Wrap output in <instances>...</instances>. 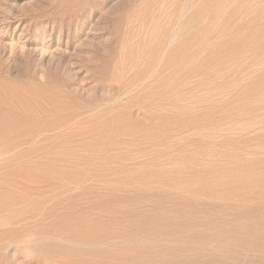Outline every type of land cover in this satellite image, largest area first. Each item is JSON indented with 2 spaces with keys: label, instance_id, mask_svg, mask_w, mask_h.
<instances>
[{
  "label": "rangeland",
  "instance_id": "rangeland-1",
  "mask_svg": "<svg viewBox=\"0 0 264 264\" xmlns=\"http://www.w3.org/2000/svg\"><path fill=\"white\" fill-rule=\"evenodd\" d=\"M0 97V264H264V0H0Z\"/></svg>",
  "mask_w": 264,
  "mask_h": 264
},
{
  "label": "bare ground",
  "instance_id": "bare-ground-1",
  "mask_svg": "<svg viewBox=\"0 0 264 264\" xmlns=\"http://www.w3.org/2000/svg\"><path fill=\"white\" fill-rule=\"evenodd\" d=\"M81 3V2H80ZM124 61V60H123ZM45 70V69H44ZM46 71V70H45ZM44 76V75H43ZM44 77H46V75L44 76ZM46 79H48V78H46ZM46 79L44 78V80L42 81V83L41 84H47V82H46ZM39 82H41V81H39ZM10 88V87H9ZM14 89V88H13ZM16 91V90H15ZM5 93V92H4ZM4 93H2V94H4ZM43 96H45V97H49V95H48V92H47V88L45 87V88H42V91L40 92ZM11 94V93H10ZM10 94H9V97H10ZM19 94H20V92H19ZM27 95H29L28 94V92L26 93ZM32 94V93H31ZM8 96V95H7ZM19 96H21V94L19 95ZM11 97H13V99L11 100V99H8V101L10 102V104L12 105L13 103L15 104V103H17L18 104V108H20L21 109V107H22V109H23V111H24V116H25V118H26V121L28 122L24 127H22L21 129L20 128H17L14 124L16 123V119H15V117H10L11 118V120H10V122H9V126H10V129L12 130L11 131V135H10V142L7 144H5V146L8 148V151H14L21 143H29V144H31L32 146H30L29 144V148H27V150L26 151H24V153H21V151L19 150V151H17V154H19V153H21V157L23 158L24 156H29V155H33V154H36V152H39V151H42V154L43 153H45L46 154V152H47V147H46V144H45V142H46V136L45 135H47V134H45V133H47L46 132V130H47V125H46V123H45V114H46V106H43V108H41L42 106H40L39 105V107L37 106V105H35V106H33L32 104H31V106H29V104H27V102L29 103V101H27L26 102V104H25V101H22V96L21 97H18V95H12ZM23 97H26V96H24L23 95ZM29 97H31L30 95H29ZM35 97H37V96H35ZM34 97V98H35ZM1 98V97H0ZM5 98H6V96H5ZM22 98V99H21ZM28 98V97H27ZM26 98V99H27ZM58 98V97H57ZM2 99V98H1ZM1 99H0V101H1ZM29 99V98H28ZM27 99V100H28ZM32 99V98H31ZM38 99H40V98H38ZM4 100H2V102H3ZM32 101H34V104H35V100H33L32 99ZM44 101V100H43ZM5 102V101H4ZM37 102V101H36ZM1 104H5V103H1ZM19 104H20V107H19ZM40 104V103H39ZM44 104H45V101H44ZM4 106V105H3ZM5 106H7V105H5ZM33 106V107H32ZM17 108V109H18ZM2 109V108H1ZM4 109V108H3ZM8 111H9V116H13L14 114H15V110H13V107L12 108H8ZM49 111V110H48ZM20 112V111H19ZM50 112V111H49ZM48 113V112H47ZM4 118H5V116H4ZM14 118V119H13ZM40 119H44V122H41L40 121ZM18 121V120H17ZM23 123H24V120H23ZM53 130H55V129H53ZM118 130V129H117ZM119 132V131H118ZM129 132V131H128ZM114 133H116V132H114ZM41 135L40 136V140H38L37 139V135ZM49 135H51V134H49ZM106 135V134H105ZM110 135H111V133H110ZM109 138V137H108ZM57 139V138H56ZM35 140H37L36 142H39L40 144H36V142H35ZM25 145V144H24ZM22 146V145H21ZM6 148V149H7ZM51 149V148H50ZM9 153V152H8ZM13 155V154H12ZM15 155V154H14ZM44 155V154H43ZM48 155V154H47ZM45 157V156H44ZM19 158H20V156L19 155H16V157L15 158H13V160H11V161H15V160H19ZM31 158V157H30ZM32 158H34V156L32 157ZM37 159H38V156L36 157ZM44 159V158H43ZM49 159V158H48ZM10 161V160H9ZM20 162V161H19ZM26 162V161H25ZM29 162V161H28ZM30 163H33V162H30ZM50 163V162H49ZM14 164H16V163H14ZM13 164V165H14ZM45 163H43V165H44ZM13 165H12V168L10 169L11 170V173L14 171L15 173H17V175H18V173H22L21 171L23 170V168H22V170L21 171H18L17 172V168L19 167L18 165H16V167L17 168H15V167H13ZM35 165V164H34ZM46 165H48V164H46ZM45 165V166H46ZM29 166H31V165H29ZM28 166V167H29ZM38 166V165H37ZM50 166V165H49ZM8 167H10V165H8ZM27 167V166H26ZM47 167V166H46ZM13 168H14V170H13ZM31 168V167H30ZM34 168H36V167H34ZM44 168V167H43ZM51 168V167H50ZM49 168V169H50ZM15 169H16V171H15ZM31 169H33V167L31 168ZM45 169H47V168H45ZM45 169H43V171L45 170ZM19 170V169H18ZM27 170V169H26ZM30 170V169H29ZM40 170V169H39ZM38 170V171H39ZM7 171V170H6ZM6 171H4V172H6ZM24 173L26 174L27 173V171L25 172V168H24ZM33 171V170H32ZM42 171V170H41ZM47 172H48V169L46 170ZM13 172V173H14ZM31 172V171H30ZM29 172V173H30ZM45 172V171H44ZM3 173V172H2ZM24 173H23V175H24ZM28 173V175H32L33 176V172L32 173H30L29 174ZM6 174H8V172L6 173ZM35 174V173H34ZM43 173H41V175H42ZM5 175V174H4ZM17 175H15L16 177H17ZM22 175V174H21ZM22 175V177H24ZM36 175V174H35ZM39 175V174H38ZM48 175H49V172H48ZM9 175H7V177H8ZM14 175H12L11 176V174H10V182H12L13 181V179L11 180V178L13 177H15ZM26 177H27V174L25 175ZM18 177H19V175H18ZM25 177V178H26ZM42 177V176H41ZM50 177V176H49ZM6 178V177H5ZM4 177L2 178V179H4V181L2 180H0V182H8V183H10L9 181H8V179L6 180ZM9 178V177H8ZM0 179H1V177H0ZM18 179V178H17ZM21 179V178H20ZM27 179L29 180V181H32L33 179H34V177H30V176H28L27 177ZM37 179V178H36ZM36 179H34L35 181H36ZM39 179V178H38ZM42 179V178H41ZM49 179V178H48ZM23 180V179H22ZM26 180V179H25ZM33 180V181H34ZM47 180V179H46ZM24 181V180H23ZM29 181H28V183H29ZM25 182H27V180L25 181ZM38 182H39V180H38ZM47 182V181H46ZM15 183H16V180H15ZM31 184L32 183H34V182H30ZM40 183H42V181H40L38 184H40ZM45 183V182H44ZM5 184V183H4ZM19 184L20 185H24V184H22V182H19ZM36 184V183H35ZM7 185V184H6ZM13 185V184H12ZM17 185V184H16ZM17 188V187H16ZM24 188V187H23ZM22 188V189H23ZM31 188V187H30ZM3 189V188H2ZM5 189V188H4ZM8 190V189H7ZM18 190H20L19 188H18ZM38 190V189H37ZM21 191H23V190H21ZM26 191V190H25ZM2 192V191H1ZM7 194H9V193H7ZM42 194V193H41ZM2 196L3 195H0V200H2L3 198H2ZM7 196H4V198H6ZM18 197V196H17ZM21 197V196H20ZM7 198H9V197H7ZM4 200V199H3ZM7 203V202H6ZM5 205V204H4Z\"/></svg>",
  "mask_w": 264,
  "mask_h": 264
}]
</instances>
